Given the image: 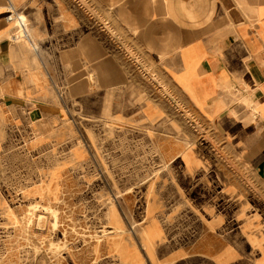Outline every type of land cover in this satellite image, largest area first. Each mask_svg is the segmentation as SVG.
<instances>
[{
  "label": "crops",
  "instance_id": "obj_1",
  "mask_svg": "<svg viewBox=\"0 0 264 264\" xmlns=\"http://www.w3.org/2000/svg\"><path fill=\"white\" fill-rule=\"evenodd\" d=\"M76 119L177 122L206 223L167 264H264V0H0V126L51 148Z\"/></svg>",
  "mask_w": 264,
  "mask_h": 264
},
{
  "label": "rangeland",
  "instance_id": "obj_2",
  "mask_svg": "<svg viewBox=\"0 0 264 264\" xmlns=\"http://www.w3.org/2000/svg\"><path fill=\"white\" fill-rule=\"evenodd\" d=\"M81 120L51 148L0 126V264H167L191 248L203 188L171 172L178 123Z\"/></svg>",
  "mask_w": 264,
  "mask_h": 264
},
{
  "label": "built area",
  "instance_id": "obj_3",
  "mask_svg": "<svg viewBox=\"0 0 264 264\" xmlns=\"http://www.w3.org/2000/svg\"><path fill=\"white\" fill-rule=\"evenodd\" d=\"M5 18L8 22H13L19 29H21L24 36H28L25 19L20 13L16 12L14 9H10Z\"/></svg>",
  "mask_w": 264,
  "mask_h": 264
}]
</instances>
